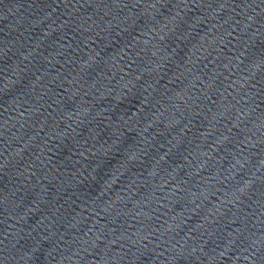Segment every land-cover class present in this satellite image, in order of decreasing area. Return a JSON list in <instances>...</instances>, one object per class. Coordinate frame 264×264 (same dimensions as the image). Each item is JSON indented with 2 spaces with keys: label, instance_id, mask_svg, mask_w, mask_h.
<instances>
[{
  "label": "water",
  "instance_id": "obj_1",
  "mask_svg": "<svg viewBox=\"0 0 264 264\" xmlns=\"http://www.w3.org/2000/svg\"><path fill=\"white\" fill-rule=\"evenodd\" d=\"M0 264H264V0H0Z\"/></svg>",
  "mask_w": 264,
  "mask_h": 264
}]
</instances>
